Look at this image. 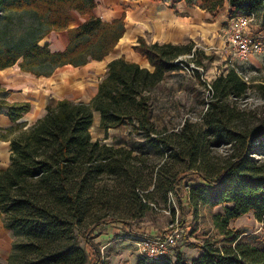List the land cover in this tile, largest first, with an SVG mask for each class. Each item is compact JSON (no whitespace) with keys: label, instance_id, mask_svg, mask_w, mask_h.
I'll list each match as a JSON object with an SVG mask.
<instances>
[{"label":"trees","instance_id":"trees-1","mask_svg":"<svg viewBox=\"0 0 264 264\" xmlns=\"http://www.w3.org/2000/svg\"><path fill=\"white\" fill-rule=\"evenodd\" d=\"M98 1L0 0V71L19 65L46 78L65 66L105 60L126 34V15L106 23L95 15ZM179 1L200 3L212 16L229 3L231 18L262 15L264 28V0ZM73 12L89 19L72 28ZM62 31L70 40L65 51L53 52L42 44L52 32ZM134 50L147 58L153 72L125 58L114 60L89 104L62 100L48 106L47 114L28 130L20 125L11 129L21 132L11 140L10 167L0 171V214L14 237L8 264H111L95 242L101 224H89L96 197L102 196L98 185L110 179L135 190L144 171L136 167L133 150L93 140L95 112L101 113L105 132L130 125L131 132L168 151L157 186L175 196L180 223H187L188 210L194 229H203L207 237L202 255L191 264H264V251L242 241V233L230 226L249 213L264 220V113L239 109L231 100L245 95L248 84L235 70L221 75L211 86L203 121H186L181 130L168 134L152 120L153 94L170 73L190 69L186 59L192 62L198 49L193 42L148 44L142 38ZM31 108L30 103L0 98V111L15 124ZM223 148L226 153L220 152ZM173 161L184 165L180 175L167 169ZM175 258L150 262L143 257L138 264H189L181 251Z\"/></svg>","mask_w":264,"mask_h":264},{"label":"rangeland","instance_id":"rangeland-1","mask_svg":"<svg viewBox=\"0 0 264 264\" xmlns=\"http://www.w3.org/2000/svg\"><path fill=\"white\" fill-rule=\"evenodd\" d=\"M228 17L219 18V23H215V19L206 20L204 41L200 39L198 46L193 43L198 49L195 59L192 62L191 59L186 60L193 69L195 67L199 70L195 73L185 71L179 80L169 78L152 98V120L159 131L168 134L178 132L186 121L200 124L213 95L209 86L230 70L237 71L249 86L247 93L237 100L232 98V103L239 109L263 115L264 54L254 55L244 63L231 52L228 38L232 18ZM262 23V15H257L252 31L255 35L262 36L264 41V35L261 34ZM93 132L97 136L100 131L95 127ZM118 136V143H102L133 150L134 156H137L136 167L144 171V175L141 187L135 190L128 184H118L110 179H105L98 185L102 196L96 197L89 224L92 227L97 223L101 224L95 232V242L100 245L103 257L111 264H138L144 257L138 246L141 238L174 234L176 247L172 249L170 257L176 260V253L181 251L185 255V261L193 263L202 255L200 248L207 237L203 229H194V220L187 213L188 210L187 223H180L182 215L175 196L172 193L166 195L157 186V172L165 164L168 151L155 148L144 135L134 131ZM152 137L157 138L155 135ZM227 150L223 148L220 152L226 153ZM167 169L173 175H180L184 165L173 161ZM112 220L118 222L104 224ZM230 226L242 233V241L251 242L264 251V220L260 222L254 213H249L232 221ZM2 264H8V261Z\"/></svg>","mask_w":264,"mask_h":264},{"label":"crops","instance_id":"crops-1","mask_svg":"<svg viewBox=\"0 0 264 264\" xmlns=\"http://www.w3.org/2000/svg\"><path fill=\"white\" fill-rule=\"evenodd\" d=\"M97 7L95 15L106 23L126 15V34L105 60L92 61L83 67L65 66L58 69L51 77L46 78L24 72L19 65L0 71V87L4 90L0 98L11 104L30 103L32 106L31 111L16 124L11 121L5 111H0V171L10 167L11 140L21 132L12 131L13 127L20 125L24 126V130H28L47 114L48 106H56L62 100L89 104L98 94L99 85L106 78L108 66L112 61L125 58L128 62L153 72L155 68L150 65L147 58L134 50L139 39H145L148 44L187 45L193 42L198 46L199 40L204 37L206 20L215 19V23H219V18H226L227 15L228 19H231L229 3L223 10L225 14L221 12L216 17L202 10L200 3L196 6H188L184 1L179 0H99ZM72 17L74 21L71 23L72 28L82 25L89 19V16L78 12H73ZM216 27L210 28L217 29ZM261 30V34L264 35V28L262 27ZM42 44H49L53 52H61L69 47L70 40L67 31L52 32L46 36ZM185 73V71L172 72L164 83L169 78L179 80ZM164 83L159 86L158 90ZM93 125L91 128L93 140L104 139L101 141L105 143L109 141L118 143L119 134L126 135L132 131V126L125 125L110 129L108 133L105 132L100 127L102 125L99 112L94 113ZM95 127L100 131L97 136L93 132ZM13 241V233L5 228L3 215L0 214L1 264L8 261Z\"/></svg>","mask_w":264,"mask_h":264},{"label":"built area","instance_id":"built-area-1","mask_svg":"<svg viewBox=\"0 0 264 264\" xmlns=\"http://www.w3.org/2000/svg\"><path fill=\"white\" fill-rule=\"evenodd\" d=\"M256 21L257 16L255 14L239 13L231 19L228 38L229 49L244 63L248 62L250 57L254 55L264 54L262 36L255 35L252 31ZM185 69L188 73H191L190 70L193 67L190 65V69ZM197 69L199 70V68ZM211 86L209 87L212 89ZM138 246L148 261L156 262L171 256L172 249L176 247V238L174 234L157 238H141L138 241Z\"/></svg>","mask_w":264,"mask_h":264}]
</instances>
